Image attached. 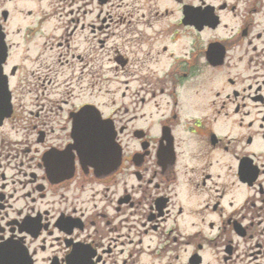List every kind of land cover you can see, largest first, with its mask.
I'll return each mask as SVG.
<instances>
[{
  "label": "flooded vegetation",
  "instance_id": "flooded-vegetation-1",
  "mask_svg": "<svg viewBox=\"0 0 264 264\" xmlns=\"http://www.w3.org/2000/svg\"><path fill=\"white\" fill-rule=\"evenodd\" d=\"M0 264H264V0H0Z\"/></svg>",
  "mask_w": 264,
  "mask_h": 264
},
{
  "label": "water",
  "instance_id": "water-1",
  "mask_svg": "<svg viewBox=\"0 0 264 264\" xmlns=\"http://www.w3.org/2000/svg\"><path fill=\"white\" fill-rule=\"evenodd\" d=\"M81 111L85 115L89 113L90 118L95 117L92 119V123L95 125L101 123V120L97 117L98 112L94 109L84 107ZM106 129L107 127L105 130ZM100 130H102V132L97 136L90 134H80L76 136L74 147L78 150L82 161L85 159V162H89L97 167L105 165L104 167L112 168L119 161V153L112 144L111 134L109 132H104L103 126Z\"/></svg>",
  "mask_w": 264,
  "mask_h": 264
},
{
  "label": "rangeland",
  "instance_id": "rangeland-1",
  "mask_svg": "<svg viewBox=\"0 0 264 264\" xmlns=\"http://www.w3.org/2000/svg\"><path fill=\"white\" fill-rule=\"evenodd\" d=\"M109 76L110 78H107ZM91 77H92V74H91ZM95 78H96L95 80H97L96 85L90 86L89 88V92L91 93L90 98L93 99L94 97H92L91 95L95 96L98 94L97 99L106 104L107 106L106 111L109 112L113 108L112 101L116 99L117 95H119V93L123 91L124 88L117 89L116 84H115L114 73L97 74Z\"/></svg>",
  "mask_w": 264,
  "mask_h": 264
}]
</instances>
